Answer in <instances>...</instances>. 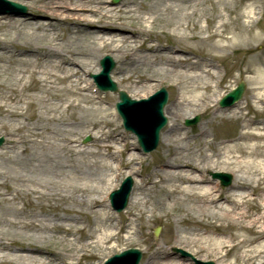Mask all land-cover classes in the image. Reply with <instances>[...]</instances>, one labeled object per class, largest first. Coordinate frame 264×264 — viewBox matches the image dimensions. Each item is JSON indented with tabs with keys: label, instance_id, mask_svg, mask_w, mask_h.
<instances>
[{
	"label": "bare ground",
	"instance_id": "obj_1",
	"mask_svg": "<svg viewBox=\"0 0 264 264\" xmlns=\"http://www.w3.org/2000/svg\"><path fill=\"white\" fill-rule=\"evenodd\" d=\"M32 1L30 17L0 15V264H100L128 246L146 254L141 264H188L144 236L154 217L175 221L176 247L198 260L264 264V122L250 113L264 114V72L255 66L264 70V53L244 71L254 86L249 101L222 110L217 95L229 75L216 72L212 61L222 56L210 50L236 48L237 33L211 45L227 33L229 18L221 15L203 36L209 27L198 22L203 15L209 24L210 0H124L117 7L109 0ZM232 1L216 2L231 13ZM46 14L65 26L62 35L38 19ZM158 22L176 50L141 42ZM247 22L248 34L237 38L256 41L254 22ZM107 51L118 62L113 80L132 99H147L159 75L176 89L149 173L135 137L119 125L118 95L94 94L91 79L81 76L97 74ZM199 112L213 119L186 129L182 122ZM217 119L234 123L236 132L211 134ZM86 133L93 141L84 146ZM213 173L231 175L230 186L207 175ZM126 176L139 180L116 216L107 196ZM59 242L66 250L51 248Z\"/></svg>",
	"mask_w": 264,
	"mask_h": 264
},
{
	"label": "rangeland",
	"instance_id": "obj_2",
	"mask_svg": "<svg viewBox=\"0 0 264 264\" xmlns=\"http://www.w3.org/2000/svg\"><path fill=\"white\" fill-rule=\"evenodd\" d=\"M11 1H15V2L20 3V4L27 7V14L22 18L30 17V14L35 11V10H33V8L36 6V4L32 0H11ZM110 1L112 3V0H110ZM216 1H219V0H210V3L207 5V9L209 10L208 17L210 18L209 24L207 23V21L205 20V17L203 15H201V19H199V22H198L199 28L206 27V26L209 27L208 30L203 34V36L206 37L207 35H210L212 32H214L215 26H218L221 22V18H220L221 15L225 19L229 18L228 20L230 23L226 27L227 33L225 34V38H216L213 43L211 42V45H214V43H216V42L225 43L227 40L230 42V39H227V38H231L235 33H237V37L239 36V34L241 32L248 34V29L244 23L248 21L247 25H249V24H252V22H254V24H252V25H254L253 32L257 36L256 41L248 42L251 39H248V41H247L246 35H243L242 37H239V38L232 37L233 39H236L235 42L237 43V47L236 48L234 47V49H231V50H228L225 52L217 51L216 48L211 49L210 46L206 47V49L207 48L211 49L210 52H213V54H210V55L222 56V57H219L218 59L212 58L214 60V61H212V65L216 66V62L219 61L220 65H222V66H220L219 70H221V72L226 71L229 75V77L227 79L228 82H227L226 86L223 87V90L224 89L229 90L234 86L236 87L240 82H245L246 92L244 95H245V102H246V101H249L250 88L254 87V86H251L250 83L248 82V79L251 76L244 73L246 65L251 59L253 61V59H254L253 57L255 55L259 57V55L262 52L264 53V19L259 24L256 23V25H255V20H256L255 12L257 10V7L259 8V7L264 6V0H234V1H232V4L230 5V7L232 9L231 13H228V12L226 13L225 11H223L224 10L223 6L217 5ZM123 2H124V0H121V2L119 4H117L115 7L121 5ZM251 6H253L254 8L253 7L251 8ZM251 9H253V14L249 20H248V18L242 17L246 12H248ZM11 16L15 17L13 15H11ZM5 17L8 18L9 15H5ZM40 17L41 18H38L39 20H43V21L48 20L47 22H48L49 26H51L52 29L59 31L61 35L64 33L65 26L60 25L57 22L56 23L52 22V18L49 17L47 14L45 16H40ZM74 27H76V26H74ZM163 27L164 26H163L162 22H158L155 25V29H154L153 33L151 35L150 34L146 35L141 42H143L145 39H148L149 44H151V45L169 46V47H172L174 50H176V48L179 45L174 40H172L171 38H168L165 34H163V29H165ZM191 28H193L192 25H191ZM167 30L171 31L173 33L172 29L167 28ZM12 50H15V48H13ZM106 55L112 56L110 54V52L107 51L101 55V58H103ZM181 57H183V56H181ZM260 57L264 58V55H262ZM195 59L197 60V58H195ZM97 61H100V60H97ZM114 62H115V68H114V70H115L118 66V62L117 61H114ZM98 63L99 62H97V64H96L97 68L99 67ZM255 66L261 73L264 72L263 68H261L259 66V63H256ZM83 73L84 72L82 71L81 76L84 79ZM262 77L264 78V76H262ZM111 78L114 79L113 73H111ZM159 78L162 81L157 82L158 87H157V89H155V91H159L162 87H165L169 91V101L167 104V105H169L174 98V94H175L176 89L172 86L167 85V82H166L167 78L165 75H159ZM108 96H111V95L108 94ZM258 106L264 110V104L260 103ZM218 108H220V107L218 106ZM245 113H248V110H245ZM250 113H251V117H254L257 120H260L261 122H264V114H259L258 112H255L254 110H251ZM196 116H201V121L199 124H206L207 122H209L210 120L213 119L212 113H210V112H207L205 114H202V112H199V113H196V115H194V117H196ZM167 118H168V124L167 125H169L170 119L168 116H167ZM185 122H186V120H184L182 122V124L186 129L196 128L199 125V124L196 126L191 125L190 127H188V126H186ZM212 125H213V129H211L210 132L214 136L215 135H223V134H234V132H236V126L232 122L220 121L217 119L216 121L214 120ZM209 127H210V125H209ZM121 128L123 131L125 130L123 126H121ZM164 129L161 132V136L164 132ZM131 135H133L135 137L134 134L131 133ZM3 137L4 136L2 134H0V138H3ZM88 137H90V141L85 143V139ZM3 139H4V143H5L6 138L4 137ZM92 141H93V136L86 133L84 135V137L81 139V144L84 146L90 145L92 143ZM5 145H6V143L0 148V150H2L5 147ZM160 146H161V138H160V143H159L157 149L154 150L153 152L145 154L142 152V149H141V153L139 152L141 157L148 158L147 163L143 167V170L145 173L151 172L152 169L154 168L150 155L151 154L155 155L156 151L159 150ZM139 167L140 166L137 165V168H139ZM207 175L209 177H212V174H207ZM125 178L126 177H123L122 179H120L119 185ZM133 179H134V184H135V181L139 180V178H135V177H133ZM118 188H119V186H118ZM73 208L77 212L78 208L77 207H73ZM126 209L124 211H122L121 213H124L126 211ZM76 212H74V215ZM146 226L147 227L144 229V236H148L150 238V240L152 241V244L163 245L164 248H167L171 252L176 253L174 251V248L176 247L177 244L175 245V243H174L175 241L173 240L174 231L176 230L175 221H169L165 218L160 220V219H156L154 217V218H151V222L146 224ZM158 226L161 227V232H160L158 237H155L154 231ZM179 227L182 228L181 226H179ZM48 243L53 244L54 239L49 240ZM67 246L68 245L66 243L59 242L55 246H52L51 248H58L59 250H66ZM179 246H182V245H179ZM133 247H137V246H128L127 249H130ZM151 247L152 246H150L149 248H151ZM142 249H144V247ZM182 250H184V249H182ZM184 251H186V250H184ZM142 253H143V256H142L141 263L146 258V254L143 251H142ZM176 254L179 255L181 259L186 260L188 262V264H195V262L191 259V257H182L181 254H179V253H176ZM110 255H108V256H110ZM97 257H98V259H100L101 256L100 257L97 256ZM86 260L91 261V258H87ZM204 260L209 261L211 259L205 258ZM44 261L47 264H53L50 260L44 259ZM102 261H103V258L100 259V263H102Z\"/></svg>",
	"mask_w": 264,
	"mask_h": 264
},
{
	"label": "water",
	"instance_id": "obj_3",
	"mask_svg": "<svg viewBox=\"0 0 264 264\" xmlns=\"http://www.w3.org/2000/svg\"><path fill=\"white\" fill-rule=\"evenodd\" d=\"M2 1H5V0H2ZM115 2H119V0H115ZM13 6H16L17 8H20L22 10H26V8L21 7V6L17 5V4H14ZM243 90H244V85H241L240 88L237 91H235L233 94H231L229 96V98L232 99V101L240 98V96L242 95ZM121 96H122L123 102L121 104H119V108L121 109V112H122L123 116H125V113L123 111V107H124L125 104L129 103V101H128V99H127V97H126V95L124 93H122ZM165 102H166V96H162V100H161V103L159 105V109L157 111L158 121L156 122V124H155V126H154V128L152 129V132H151V140H152V143H153L152 146L147 147L146 141L144 139V135L142 133H140L139 131H137V133H138V135L140 137L141 144H142V146H144L146 151L152 150L157 145L159 131L165 125V119H163L162 116H161V109L164 106ZM126 197L127 196L125 195V198ZM131 256H134V257L131 258L132 260L130 259L131 262H129V261L125 262V260L124 261L121 260L123 258L131 257ZM117 259L120 260L121 264H138V262L140 260V254H139V252L137 250H134L132 252H129V253H126V254L120 256ZM116 264H118V263H116Z\"/></svg>",
	"mask_w": 264,
	"mask_h": 264
}]
</instances>
